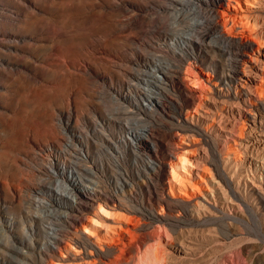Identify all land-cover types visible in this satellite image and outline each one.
<instances>
[{"label": "rangeland", "instance_id": "obj_1", "mask_svg": "<svg viewBox=\"0 0 264 264\" xmlns=\"http://www.w3.org/2000/svg\"><path fill=\"white\" fill-rule=\"evenodd\" d=\"M249 1L264 4V0ZM169 2L0 0V264H57L60 260V254L44 255L55 241L48 228L66 226L63 217L74 215L70 210L73 197L67 195L68 182L63 187L54 180L47 181L42 196L36 193L44 148L67 163L61 170L70 171L68 176L79 184L88 178L100 183L99 191L118 196L116 202L108 201L109 206L117 205L118 218L115 215L111 223L126 226L134 219L130 225L136 229L134 240L127 237L122 251L107 264H264V151L253 154L250 148L255 134L264 139V128L250 132L248 119L238 114L240 105L232 96H221L226 86L221 83L225 71L219 60L224 57L209 53L208 59L197 61L195 53L192 64L185 57L183 62L172 59L167 52L170 41L165 40L171 33ZM249 11L264 25V5ZM154 58L162 66L179 69L183 77L200 81L196 90L208 98H203L198 109L207 119L186 120L197 107L171 86L154 89L155 96L167 99L169 114L153 111L128 88V82L138 83L131 74L135 63ZM219 121L245 131L241 135L239 131L235 135L230 130L219 132ZM124 124L148 135L165 127L180 128L175 132L188 151L184 156L197 170L188 166V175L180 166L175 171L186 179L183 186L161 188L169 206L178 208L175 212L152 204L153 191L143 166L149 149L139 143L141 138L129 145L117 142L126 136ZM69 143L83 147L88 159L77 152L73 157L74 146L69 148ZM253 155H259V162L245 164ZM166 173H171L170 168ZM36 196L49 205L39 206ZM54 199L57 206L51 202ZM132 207L143 215L155 208L160 218L167 219L149 223L140 213L135 215L141 219H131L128 209ZM186 210L193 214V222L183 225L168 219L171 214L186 220ZM75 233L70 230L78 249L76 243L84 230L81 227ZM116 236L110 233L106 238L117 241Z\"/></svg>", "mask_w": 264, "mask_h": 264}, {"label": "bare ground", "instance_id": "obj_2", "mask_svg": "<svg viewBox=\"0 0 264 264\" xmlns=\"http://www.w3.org/2000/svg\"><path fill=\"white\" fill-rule=\"evenodd\" d=\"M169 3H171V7L169 8L172 11V23L170 25L171 33L169 37L165 36L168 39L165 40L167 43L170 41V49H167V52H170L172 59L182 61L185 57L190 62V59L193 58L195 53L197 54L194 59H197V61L208 59L207 55L209 53H218L220 56L224 57V60H219L222 70L224 69L225 71L221 83L226 86V90L220 93L221 96H232L235 103L240 105L241 110L238 111V114H240V117L248 119V122L250 123V128L248 127L250 132L254 130L256 131L258 126L259 128H264V25L261 24L257 17L251 15L249 11L252 7L260 8L264 4L259 1L253 3L249 0H170ZM168 45L169 44H167V48H169ZM173 45L177 46V48L173 47ZM156 60L158 59L154 58L153 61L148 62L139 60L138 63H135L137 68L134 75L133 72H131V74L133 78L138 80V83L133 85L128 82V88H133L137 96L146 100L149 106L153 108V111L156 110L157 113L159 112L160 114H169V108L166 105L167 99L160 97V95L155 96L154 92L156 90L154 89L167 90L164 86H171L181 97H186V101H188L190 105L197 107L195 108L194 114L187 115L186 120L194 121L198 120L199 117L207 119L208 117L206 115L199 113V109H201L199 107L204 104L203 98H208L204 92L196 90V86L200 81L192 80L189 77H183L181 75L182 71L180 72L179 69H174L173 66V68L162 66V63H158ZM187 81L191 82V86L188 85ZM193 83H196V85ZM225 91H227L226 94ZM124 98L129 100L128 96H124ZM121 103L123 104V102ZM118 104H120V102H118L117 105ZM120 107L124 106L120 105ZM124 109L125 108H123V110ZM254 110H256L255 114H251L250 111ZM234 111V109H229V112L231 113H234ZM247 114H249L252 119L249 118ZM213 123L215 128V121H213ZM128 125L124 124L123 128L126 132V136H123L124 139H118L117 142L129 145V141L132 140L133 142H137L141 138L139 143L149 149V154H147L148 159L146 158L147 161H144L143 158L142 159L144 163L143 166H145L148 171L146 172L148 173L149 178L147 176L146 178L149 179V186L153 191L151 199L152 204L154 207L158 209L160 208L161 211L166 209L170 213L175 212L177 207L169 206V200L163 193H161V188L163 191V186L165 185H168L171 188L170 190L176 188L177 185L183 186L182 183L186 179L176 173V168L179 169L180 166H182L183 169H185V173H187L186 170L188 166L194 167L197 170V167L191 165L188 158L184 156L188 151H185L186 148L184 150V141L181 140L180 134L175 132V130H179L180 128L175 124L177 125L176 127L163 128V132L150 129L152 130L150 131L151 134L148 135L145 133V135L141 132H137V129L133 130L129 128ZM187 128L191 131L190 127ZM218 128L219 132L230 130V133L234 135L238 131L240 135L245 131V128H239L240 130L236 131L235 127L224 121L223 123L219 121ZM218 128H216L215 131H218ZM257 135L255 134L256 140L253 139L254 141L250 142V148L252 149L251 153L253 152V154L254 151H258V153L259 151H264V139H258L260 135ZM145 137H148V139H145ZM143 139L146 140L148 144L144 143L145 141H143ZM234 141L236 142L235 139ZM71 146L74 147L72 148ZM70 147L72 148L71 153H73V157L76 152L79 154L80 152L85 151L83 147L81 149L77 145L70 144L69 148ZM100 147L103 148L101 145ZM78 148H80V150ZM104 148L107 151L106 147ZM109 148L111 149V147ZM67 150L70 151L69 149ZM40 155L41 158H39V169L37 173L39 179L36 178L39 183L37 184L36 182L38 185V192L36 191V193L42 196V191L48 183L47 181L54 180L56 185H63V187L66 186L65 183L68 182L69 189L67 195L73 197L72 202H70V210L72 213L74 212L73 216L71 214H66V216L63 217L67 223L66 226L60 228H55L54 226L47 227L52 231L49 234L53 236L52 238L55 241L53 242V245H50L51 248L44 252V255L48 258H52L53 254H60V260L57 264H107L111 261L114 254L122 251L121 246L124 245V241L127 237L129 240H134V235L136 234L133 232L134 229L132 230L130 225L133 223V218L141 219L139 215H135V213H140L139 209L134 207L128 209L133 215L131 216V219L133 220L129 221L126 226L119 225V223H111L112 221H115V215L117 217V214L115 213L117 211V205H114L113 207L109 206L108 201H115L117 195L115 196L111 192L110 194L99 191L100 183L90 179L87 180L88 178H83L81 181L82 184H79L74 178L68 176L70 171L65 172L64 170H61V165L67 166V163L63 162L59 157L56 158V154L51 150L44 148ZM138 155L136 154V156ZM256 158L255 155H253V157L251 156L245 161V164L254 166V162H259L257 161L259 158ZM73 164H75V162ZM167 168H170L171 171L168 175L166 173ZM91 172L93 171L91 170ZM187 174L191 175L189 172ZM171 177L173 178V181L171 180ZM123 182L126 183L125 179H123ZM75 189L76 191L73 193V190ZM57 199H54L56 201H51L56 206L58 203ZM43 200L45 199H40L36 196V201L39 206H48L49 204L46 200ZM97 208L101 215L97 212ZM154 209L155 208H151L150 211H147V214L145 213L143 215L144 212L140 214H142L149 223L161 222L162 220L167 219L160 218V213ZM185 212L186 220L175 219L170 216L171 214H169L168 219H172L183 225L193 222V214H189L190 211L188 212V210ZM90 213L93 214V216H91ZM125 214L123 213L124 217ZM96 217L99 219H96ZM149 223L147 225H149ZM136 224H139V222H136ZM81 227L84 230V237L76 243L78 248L76 249L74 246V239L70 237V230L74 229L78 235ZM134 231H136V229ZM110 233L117 235V241H115V239L109 240L110 238H106L109 237ZM77 235L75 236L77 237ZM73 236L74 235H72V237ZM70 249H73L74 253L71 252Z\"/></svg>", "mask_w": 264, "mask_h": 264}, {"label": "built area", "instance_id": "obj_3", "mask_svg": "<svg viewBox=\"0 0 264 264\" xmlns=\"http://www.w3.org/2000/svg\"><path fill=\"white\" fill-rule=\"evenodd\" d=\"M81 151H82V150H81ZM85 153H86V151H83V152H80V153H79V156H82V157H83V158H82L83 160H87V159H88V156H87L88 153H86V154H85ZM85 155H86V156H85ZM85 162H86V161H85Z\"/></svg>", "mask_w": 264, "mask_h": 264}]
</instances>
